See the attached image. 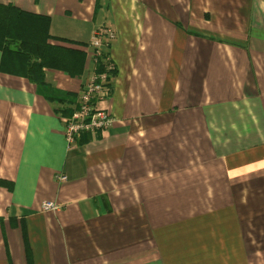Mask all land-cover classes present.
Listing matches in <instances>:
<instances>
[{
  "label": "crops",
  "instance_id": "crops-1",
  "mask_svg": "<svg viewBox=\"0 0 264 264\" xmlns=\"http://www.w3.org/2000/svg\"><path fill=\"white\" fill-rule=\"evenodd\" d=\"M0 5L84 54L37 84L0 51V264H264L247 241L264 232V0ZM102 27L110 64L92 58ZM108 64L116 121L70 148L65 119Z\"/></svg>",
  "mask_w": 264,
  "mask_h": 264
},
{
  "label": "trees",
  "instance_id": "trees-1",
  "mask_svg": "<svg viewBox=\"0 0 264 264\" xmlns=\"http://www.w3.org/2000/svg\"><path fill=\"white\" fill-rule=\"evenodd\" d=\"M49 25L47 17L0 5V51L15 57V73L37 84L44 81V68L61 70L70 76H79L83 69L82 52L48 43L51 39ZM101 71L99 67L98 72Z\"/></svg>",
  "mask_w": 264,
  "mask_h": 264
},
{
  "label": "built area",
  "instance_id": "built-area-1",
  "mask_svg": "<svg viewBox=\"0 0 264 264\" xmlns=\"http://www.w3.org/2000/svg\"><path fill=\"white\" fill-rule=\"evenodd\" d=\"M116 36V32L108 27L94 31L91 47L92 58L96 64L101 59L107 60L110 64L111 56L106 51L111 48ZM109 64L106 70L94 74L92 80L82 90L73 113L65 119V140L70 148L76 144L81 134L105 133L116 121L109 110L100 107V104L110 97L115 79L114 68ZM66 180V176L59 177L61 182ZM58 208V205L53 202H45L42 205L44 212L55 211Z\"/></svg>",
  "mask_w": 264,
  "mask_h": 264
},
{
  "label": "rangeland",
  "instance_id": "rangeland-1",
  "mask_svg": "<svg viewBox=\"0 0 264 264\" xmlns=\"http://www.w3.org/2000/svg\"><path fill=\"white\" fill-rule=\"evenodd\" d=\"M231 217H233L236 220V217L237 216H235V217L234 216H231ZM248 218L250 219L251 224H252V222H253V216H252V214ZM219 219H221V218H219ZM209 222H211V220ZM215 222H217V221H215ZM219 222H221V221H219ZM235 224H236V222H235ZM257 226L258 227H261V224L259 223V224H257ZM248 236H249V239L247 241H251L252 242V241H254V239H257V242L260 241V240L262 242H264V232L260 233V232H256V231H251V232H249V235ZM251 249H254V248L250 247V250ZM260 250L263 251V249H260Z\"/></svg>",
  "mask_w": 264,
  "mask_h": 264
}]
</instances>
